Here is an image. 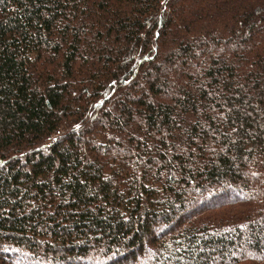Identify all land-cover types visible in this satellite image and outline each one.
I'll list each match as a JSON object with an SVG mask.
<instances>
[{
	"label": "trees",
	"instance_id": "1",
	"mask_svg": "<svg viewBox=\"0 0 264 264\" xmlns=\"http://www.w3.org/2000/svg\"><path fill=\"white\" fill-rule=\"evenodd\" d=\"M0 264H264V0H0Z\"/></svg>",
	"mask_w": 264,
	"mask_h": 264
}]
</instances>
